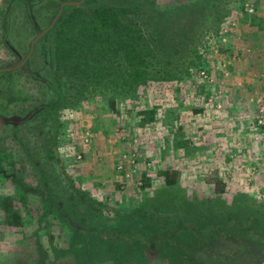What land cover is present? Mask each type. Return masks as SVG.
Returning <instances> with one entry per match:
<instances>
[{
	"label": "rangeland",
	"instance_id": "obj_1",
	"mask_svg": "<svg viewBox=\"0 0 264 264\" xmlns=\"http://www.w3.org/2000/svg\"><path fill=\"white\" fill-rule=\"evenodd\" d=\"M187 1L191 0H145L148 9L160 13ZM130 2L0 0V149L12 153L22 188L42 181L50 194L85 190L106 206L111 219L118 210L132 213L142 207L139 211L147 213L168 202L174 205L181 198L180 191L189 200L215 199L211 180L220 173L226 186L224 202L230 203L234 195L251 196L247 192L264 173V113H260L264 103H256L264 92V33L251 38L250 32L255 30L252 20L237 35L232 52H225L222 46L214 50L207 63L213 79L207 83L209 95L193 87V81L201 80L195 76L193 81L181 83H149L138 88L133 99L117 102L115 111L101 100H81L58 110L54 142L48 137L54 125L41 129L28 120L44 98L39 84L48 77L45 67L53 49L52 28L62 9L81 6L91 11ZM228 3V8L238 10L239 1ZM255 4L253 15L244 13L250 16L248 21L252 16L264 19V0H255ZM232 22L236 27L231 34L238 26ZM149 110H154V121L140 126L138 115ZM260 115L263 125H257ZM240 147L243 153L238 154L235 150ZM47 148L53 151L52 158ZM167 169L178 172V182L159 198L164 192L161 172ZM145 182L149 185L144 189ZM19 193L0 173V201L14 197L12 205L24 221L21 228L7 226L0 203V264H42L43 253L53 257L44 228L52 231L60 249L68 246L69 236H76L51 217L39 223L43 204L31 193L21 203L16 197ZM261 194L251 196L257 205L264 204V192ZM168 248L167 244L153 246L144 264H167L159 257L168 255ZM66 257L56 264H75L76 257ZM85 261L81 264L90 263Z\"/></svg>",
	"mask_w": 264,
	"mask_h": 264
},
{
	"label": "trees",
	"instance_id": "obj_2",
	"mask_svg": "<svg viewBox=\"0 0 264 264\" xmlns=\"http://www.w3.org/2000/svg\"><path fill=\"white\" fill-rule=\"evenodd\" d=\"M228 1L191 0L163 13L148 9L145 0L91 11L81 6L64 7L52 28L53 49L45 67L48 77L39 84L44 98L28 120L41 129L54 125L48 130L54 142L59 109L81 100H101L115 111L117 102L133 99L138 88L149 83L193 81L200 71L208 70L216 47L233 51L237 35L249 28L251 20L255 28L251 38L264 33V19L252 16L248 21L250 16L244 14L246 0H237V11L228 8ZM232 20L238 22L237 32L221 34V25ZM227 70L230 74L231 67ZM192 83L196 90L211 93L207 82ZM154 116V110L140 112L139 125L153 122ZM1 150L0 173L20 191L17 199L24 203L27 193L36 195L43 204L39 223L51 217L75 233L76 237L69 236L68 246L60 249L52 231L44 228L53 257L43 253L42 264H56L67 255L76 257L75 264L83 259L89 264H144L147 251L166 244L168 255L159 258L167 264H264V204L257 205L245 194L224 202V183L219 176L211 180L215 199L189 200L180 191L181 198L174 205L168 202L147 213L139 211L142 207L132 213L118 210L111 219L106 206L85 190L50 194L42 181L22 188L12 153ZM47 150L52 158L53 151ZM161 175L164 192L159 198L178 182L174 169ZM147 185L145 182L143 188ZM13 200L5 196L0 201L5 223L21 228L23 216L13 207ZM217 240L221 243L213 244Z\"/></svg>",
	"mask_w": 264,
	"mask_h": 264
},
{
	"label": "built area",
	"instance_id": "obj_3",
	"mask_svg": "<svg viewBox=\"0 0 264 264\" xmlns=\"http://www.w3.org/2000/svg\"><path fill=\"white\" fill-rule=\"evenodd\" d=\"M243 11L245 14L247 15H253L256 12V4H255V0H246L243 4ZM236 27V24L232 21H226L225 23H223L221 25V30L220 33L223 35L229 34L232 32V30H234V28ZM222 41L225 42V39H223ZM225 76L228 75V72H224L223 73ZM197 77H199L201 80L200 82H197L198 84H202V83H212L213 79H210L209 73L204 70V71H200L199 74L197 75ZM238 86H240V83H237ZM213 94V91H212ZM260 97H257V101L256 103L259 104V106L261 104L264 103V96L259 95ZM260 113H264V107L260 109ZM257 125H263V117L262 115H260L258 121H257ZM123 161H127V157L125 155H123ZM132 162V161H131ZM123 165L121 164V166H118L119 169H122Z\"/></svg>",
	"mask_w": 264,
	"mask_h": 264
},
{
	"label": "crops",
	"instance_id": "obj_4",
	"mask_svg": "<svg viewBox=\"0 0 264 264\" xmlns=\"http://www.w3.org/2000/svg\"><path fill=\"white\" fill-rule=\"evenodd\" d=\"M262 96H264V92L261 94ZM233 102H236V101H234L233 100ZM236 151V153H241L242 152V150H241V147L238 149V150H235ZM235 151H233V152H235ZM243 153V152H242ZM243 156V155H242ZM249 164V163H248ZM264 172V171H263ZM262 176H261V178L259 179L260 181L257 183L256 181H255V183H254V185L253 186H251V188L249 189V192H247L248 194L250 193L251 194V196L252 195H255V194H259L258 196H260L261 197V193L262 192H264V181H263V178H264V173L263 174H261ZM221 176V173H220V175H219V177ZM261 181H263L262 183L263 184H261V187L262 188H258L259 186H260V183H261ZM222 182H224L223 180H222ZM225 183V182H224ZM226 186L224 185V188H225ZM245 195H247V194H245ZM224 196V195H223Z\"/></svg>",
	"mask_w": 264,
	"mask_h": 264
},
{
	"label": "water",
	"instance_id": "obj_5",
	"mask_svg": "<svg viewBox=\"0 0 264 264\" xmlns=\"http://www.w3.org/2000/svg\"><path fill=\"white\" fill-rule=\"evenodd\" d=\"M0 71H2V70H0Z\"/></svg>",
	"mask_w": 264,
	"mask_h": 264
}]
</instances>
